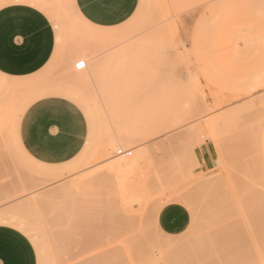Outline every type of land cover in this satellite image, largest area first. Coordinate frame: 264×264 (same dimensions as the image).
I'll list each match as a JSON object with an SVG mask.
<instances>
[{"label":"rangeland","instance_id":"obj_1","mask_svg":"<svg viewBox=\"0 0 264 264\" xmlns=\"http://www.w3.org/2000/svg\"><path fill=\"white\" fill-rule=\"evenodd\" d=\"M38 1L56 52L46 76L0 73V223L31 238L39 264H97L104 253L116 260L104 254L100 264H264V225L253 218L264 213L249 205L264 200V0H140L133 19L101 39L73 0ZM80 59L87 68H75ZM54 93L90 124L85 150L62 166L38 164L18 138L27 106ZM171 203L191 214L177 235L157 222ZM89 222L86 237L79 226ZM222 225L244 234L246 252L236 239L229 253Z\"/></svg>","mask_w":264,"mask_h":264},{"label":"crops","instance_id":"obj_2","mask_svg":"<svg viewBox=\"0 0 264 264\" xmlns=\"http://www.w3.org/2000/svg\"><path fill=\"white\" fill-rule=\"evenodd\" d=\"M30 2L40 1L11 0L0 7V73L7 77L48 75L45 69L56 52L57 32L51 18L43 8ZM73 2L78 16L99 29L92 38L101 39L104 37L101 30L122 26L133 19L140 0ZM89 135V119L83 108L72 98L56 93L30 103L18 127L21 147L31 159L46 166H62L73 161L85 150ZM198 156L203 168L210 165L208 145L199 150ZM190 221L189 210L180 203L164 206L157 218L158 225L168 235L184 232ZM0 264H39L31 238L8 223H0Z\"/></svg>","mask_w":264,"mask_h":264},{"label":"bare ground","instance_id":"obj_3","mask_svg":"<svg viewBox=\"0 0 264 264\" xmlns=\"http://www.w3.org/2000/svg\"><path fill=\"white\" fill-rule=\"evenodd\" d=\"M130 27H131V26H130ZM133 27H134V26H132V28H133ZM125 29H126V28H125ZM130 29H131V28H129V30H130ZM122 30H124V29H122ZM129 30H128V31H129ZM124 31H125V30H124ZM126 31H127V30H126ZM130 31H131V30H130ZM119 32H120V31H119ZM120 35H121V34H120ZM122 35H123V34H122ZM87 65H88V60H87ZM120 160H122V159H120ZM119 163H120V162H119ZM122 163H124V162H122ZM113 165H114V164H113ZM111 168H112V167H111ZM100 175H101V174H100ZM96 178H97V177H96ZM104 179H105V178H104ZM64 183H65V182H64ZM65 185H66V184H65ZM210 185H211V184H210ZM211 188H213V187H211ZM205 189H206V188H205ZM55 190H56V189H55ZM53 192H54V191H53ZM47 193H48V192H47ZM207 193H208V191H207ZM200 195H201V194H200ZM208 195H209V194H208ZM212 196H213V195H212ZM254 202H255V201L250 202L249 205H250L252 208L254 207V210H255V208L257 207L256 210L258 209L259 211H262V212L264 213V210L262 209V208H264V207H262L263 204H264V203H263L264 200H263V202L261 201L263 204H262L261 202H260V203H259V202H256V203H257L256 205H258V206H256V205H255V206H252V204H253V205L255 204ZM115 203H116V202H115ZM261 204H262V205H261ZM259 205H261V208L259 207ZM204 207H205V206H204ZM120 208H121V207H120ZM126 208H127V207H126ZM210 208H211V206H210ZM252 208H251V209H252ZM259 208H260V209H259ZM202 209H203V208H202ZM204 210H205V209H204ZM256 210H255V212H256ZM200 211H201V210H200ZM202 211H203V210H202ZM207 211H208V210H207ZM120 212H121V211H120ZM131 212H132V211H131ZM214 212H215V211H214ZM214 212H213V213H214ZM124 213H125V212H124ZM207 213H209V212H207ZM122 214H123V213H122ZM256 214H257V215H256ZM258 214H259V213L256 212L255 215H253V218L255 217L256 220L259 219L258 222L256 221V223H257V226L259 225V226H258V229H260V228L262 229V227H263V225H264V223H263V220H264V219H263V218H264L263 215H264V214H261L260 217H259L260 214H259V215H258ZM127 215H128V214H127ZM211 215H212V214H211ZM124 216H125V215H124ZM124 216H123V217H124ZM203 216H204V215H203ZM212 216H213V215H212ZM256 216H257V217H256ZM0 217H1V216H0ZM115 217H116V216H115ZM205 217H206V216H205ZM214 217H215V215H214ZM102 218H103V217H102ZM129 218H130V217H129ZM255 218H254V219H255ZM257 218H258V219H257ZM1 219H2V218H1ZM198 219H199V218H198ZM203 219H204V217H203ZM209 219H210V218H209ZM209 219H208V222H209ZM211 219H212V218H211ZM224 219H226V218H224ZM127 220H129V219H127ZM125 221H126V220H125ZM125 221H124V222H125ZM199 221H200V219H199ZM203 221H204V220H203ZM203 221H202V222H203ZM212 221H213V220H212ZM226 221H228V220H226ZM261 221H262L263 224L261 223ZM129 222H130V221H129ZM204 222H205V221H204ZM208 222H207V223H208ZM213 222H214V221H213ZM83 223H84V222H83ZM85 223H87V222H85ZM96 223H97V222H96ZM131 223H132V222H131ZM199 223H201V221H200ZM211 223H212V222H211ZM222 223H224V221H222ZM227 223H228V222H226V224L224 223V225H227ZM230 223L232 224V225H231L232 228H231V229L228 228V229L231 231V233H232V235H233V232H234L233 230H234V226H235L234 224H235V223H234V222H229V225H230ZM233 223H234V224H233ZM89 224H91V223L89 222ZM89 224H88V225H89ZM100 224H101V223H100ZM204 224H205V223H204ZM260 224H262V225L260 226ZM127 225H129V224H127ZM127 225H126V226H127ZM208 225H209V224H208ZM224 225H222V227L224 228V230L222 229L221 231H219V233L222 234V233L225 232V233H224L225 236H226L225 239H224V237L222 236V235H224V234H222L221 236H222L223 241H224V240L227 241V242H226L227 245H226V244H223V245H222V242H221V245H222L223 247H222V246H221L222 248L219 247V248H220V251H221L220 253H224V252L227 251V250H226L227 248H224L225 245H226V247H228V246H229L230 244H232L233 242H234L233 244L235 245V242H236V241H237V243H239V242H240V243H239V244H236L237 246L235 245L234 248L237 247L236 249H241V252H242V250H243L242 248H243L244 246H246V245H247L246 242H248V241H245V240L243 241V239H245V238H244V234L241 233V232H238V235H241L240 237L243 238V239H241L240 237H238V236H237V233H235L236 236H237V238H236L235 234H234V236H232L231 233H230L229 231L227 232V233H229V234H227V233H226V230H227V229H225L226 226L224 227ZM233 225H234V226H233ZM102 226H103V225H102ZM212 226H213V223H212ZM79 227H81V228L87 227V228H88V230H87V228H84L85 231H86V234H85L86 237H87V235H89V237L91 236V231H92V229L94 228V226H92V224H91L90 226H87L86 224H84L83 227H82V226H79ZM205 227H206V226H205ZM209 227H210V226H209ZM220 227H221V226H220ZM222 227H221V228H222ZM229 227H230V226H229ZM159 228H160V227H159ZM207 228H208V227H207ZM212 228H213V227H212ZM195 229H196V228H195ZM201 229H202V225H201V227H200V230H201ZM198 230H199V228H198ZM207 230H208V229H207ZM218 230H220V229H218ZM87 231H88V232H87ZM204 231H205V230H204ZM89 232H90V233H89ZM212 232H213V231H212ZM212 232H211V233H212ZM153 233H154V232H153ZM196 233H197V232H196ZM211 233H210V234H211ZM219 233H218V234H219ZM202 234H203V233H202ZM202 234H201L200 236H202ZM205 234H206V233H205ZM212 234H213V233H212ZM212 234H211V235H212ZM194 235H195V234H194ZM216 235H217V234H216ZM230 235H231V237H230ZM149 236H150V235H149ZM208 236H209V235H208ZM242 236H243V237H242ZM195 237H196V236H195ZM219 237H220V235H219ZM232 237H233V238H232ZM234 237H235V238H234ZM196 238H197V237H196ZM207 238H208V237H207ZM212 238H214V237H212ZM217 238H218V237H217ZM226 238H227V239H226ZM228 238H229L230 241H232V242H230ZM231 238H232V240H231ZM87 239H88V238H87ZM90 239H91V238H90ZM90 239L87 240V245H88V247H89L90 245H95L96 242H97V241L94 240L93 238H92L91 240H90ZM198 239H199V238H198ZM203 239H206V238H203ZM236 239H237V240H236ZM238 239H239V241H238ZM240 239H241V241H243V243L240 241ZM195 240H196V239H195ZM206 240H207V239H206ZM234 240H236V241H234ZM95 241H96V242H95ZM198 241H199V240H198ZM228 241H229V242H228ZM205 242H207V241H205ZM205 242H204V243H205ZM218 242H219V241H218ZM224 242H225V241H224ZM111 243H112V242H111ZM195 243H196V242H195ZM198 243H199V242H198ZM200 243H202V242L200 241ZM204 243H202V244H204ZM219 243H220V242H219ZM228 243H229V244H228ZM233 244H232V245H233ZM248 244H249V242H248ZM87 245H86V246H87ZM197 245H198V244H197ZM111 246H112V245H111ZM200 246H201V245H200ZM212 246H213V245H212ZM248 246H250V244H249ZM195 247H196V246H195ZM195 247H194V248H195ZM107 248H109V247H107ZM201 248H202V247H201ZM219 248L217 247V249H219ZM234 248H232V249H234ZM245 248H247V247H245ZM111 249H115V250H116V251L113 250V251L116 252V253H114L112 250H110V251H111L113 254H115V256H117L116 254H117V251H118V250H117L116 248H112V247H111ZM199 249H200V248H199ZM228 249H229V247H228ZM96 250H97V249H96ZM197 250H198V249H197ZM97 251H98V250H97ZM108 251H109V250H108ZM179 251H180V250H179ZM185 251H186V250H185ZM228 251H229V253H231V255H232V250L229 249ZM233 251H234V250H233ZM244 251H245V249L243 250V253H244ZM106 252H107V249H106ZM188 252H189V251H188ZM234 252H235V251H234ZM241 252H240V253H241ZM245 252H246V251H245ZM201 253H202V252H201ZM201 253H200V255H201ZM229 253H228L227 255H229ZM101 254H102V253H101ZM104 254H105V253H104ZM104 254H102L101 257L104 256ZM109 254H110V253H109ZM211 254H212V253H211ZM98 255H99V254H97V256H98ZM106 255H107V257H108V256L111 257V261H112V260H116V259H112V258H113L112 256H114V255L111 256V254L108 255V254L106 253L105 256L103 257V258L107 259L106 261L104 260L105 262H107V261L109 262V261H110V260L106 257ZM186 255H187V254H186ZM206 255H207V254H206ZM213 255H214V254H213ZM231 255H229V256H231ZM236 255H237V253H236ZM93 256H95V254H94ZM97 256H95L94 261H96L97 259H98V260H102V261H97V262H95V263H97V264H100V262H103V263H104L103 258L99 257V258L96 259ZM180 256H181V255H180ZM204 256H205V255H204ZM221 256H223V255L221 254ZM224 256H225V255H224ZM224 256H223V257H224ZM229 256H225L224 258H227V257H228L229 259H232V260H233V258H230ZM219 257H220V256H219ZM232 257L235 258V259L232 261V262H234L233 264H236V261H237V264H238L239 260H237L235 256H232ZM91 258H92V257H91ZM220 258H221V257H220ZM228 258H227V259H223V261L225 260V262H226V261L228 260ZM205 259H206V258H205ZM209 259H210V257H209ZM220 260H221V259H220ZM247 260H248V261H251V260H249V258H248ZM230 261H231V260L227 261V262H229L228 264H232V262L230 263ZM243 261H244V260H243ZM108 262H107V263H108ZM112 262H113V261H112ZM112 262H111V263H112ZM117 262H118V261H117ZM204 262H205V261H204ZM204 262H203V263H204ZM215 262H216V261H215V259H214V262H212V264H216ZM225 262H223V263H225ZM252 262H253V261H251V262H249V263L252 264ZM239 263H240V262H239ZM197 264H198V263H197ZM241 264H242V260H241Z\"/></svg>","mask_w":264,"mask_h":264},{"label":"built area","instance_id":"obj_4","mask_svg":"<svg viewBox=\"0 0 264 264\" xmlns=\"http://www.w3.org/2000/svg\"><path fill=\"white\" fill-rule=\"evenodd\" d=\"M75 68L77 70H82L87 68V60L86 59H80L75 63ZM117 154H127L131 155L132 151L131 150H123L122 148H119L117 151Z\"/></svg>","mask_w":264,"mask_h":264}]
</instances>
